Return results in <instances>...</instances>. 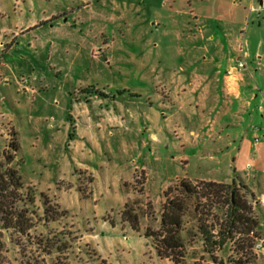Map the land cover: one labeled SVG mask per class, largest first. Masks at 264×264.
<instances>
[{
    "label": "rangeland",
    "instance_id": "374dc122",
    "mask_svg": "<svg viewBox=\"0 0 264 264\" xmlns=\"http://www.w3.org/2000/svg\"><path fill=\"white\" fill-rule=\"evenodd\" d=\"M18 1L0 0V169L15 167L19 171L24 188L18 208L26 213L25 219L20 220L22 229L5 230L0 220V264H174L171 258L160 256L156 244L167 231L163 214L177 200L182 201L183 208L181 236L185 240V257L175 251L181 264H213L212 256L224 264H264V175L249 179L252 188L247 185L244 172V176L232 179L236 176L233 157L224 158L218 152V134L212 138L204 136L213 116L206 117L209 123L199 129L203 144H186L187 133L181 129L170 132L172 138L161 142L163 133L159 126L164 127V118L156 114L150 117L156 130H149L148 123L144 125V142L132 133L118 132L116 128L124 126L123 119L111 116L110 121L107 117L108 128L106 121L100 120L96 130L88 128L87 137L92 138L86 137L77 147L64 146L78 127L74 103L95 90L89 87L74 91L72 80L66 77L75 76L78 71L80 59L76 60L74 53L80 48L81 37L75 33L64 36L69 45L63 44L65 51L57 58L63 65V74L59 75L50 66L49 59L54 55H50L46 44L29 51L25 45L24 49L9 52L11 36L6 29L11 30L27 18L71 12L79 4L75 0ZM123 2L119 8L130 9L132 26L146 25L144 13L132 10L137 0ZM146 12L148 16L155 13L150 7ZM245 16L240 14L236 20L242 22V47L247 55L250 49L252 54L243 73L250 77L248 82L257 86L255 94L260 96L257 105L253 103L242 116L241 128L249 133L258 130L262 162L247 169L248 176L258 177L264 174V8L261 13L249 12ZM97 23L87 21L84 28L75 27L89 33L83 36L88 38L90 44L84 47L90 53ZM116 24L119 25L115 21L114 27ZM174 38L144 35L138 48L132 46L135 41L127 33L115 44V66L110 75L115 80L129 81L132 87L135 76L154 75L157 68L153 65L176 64L181 56L173 50ZM160 40L164 43L155 50L152 45ZM90 53L86 59L92 58ZM134 56L140 57L139 64L144 57V67H137ZM236 59L229 69L238 65ZM74 62L76 68L71 73ZM227 66L228 62L223 61V74L228 72ZM242 89L250 92L245 86ZM26 93L30 98H24ZM114 135H119L118 142ZM212 178L218 184H235L237 192L252 205L259 239L245 254L238 249L248 239L239 234L224 250L205 252L200 227L213 225V234L217 235L226 213L227 189L209 188L206 183L214 182ZM184 183L190 185L194 194L185 191Z\"/></svg>",
    "mask_w": 264,
    "mask_h": 264
},
{
    "label": "crops",
    "instance_id": "0c3cea01",
    "mask_svg": "<svg viewBox=\"0 0 264 264\" xmlns=\"http://www.w3.org/2000/svg\"><path fill=\"white\" fill-rule=\"evenodd\" d=\"M15 1L19 3L18 0ZM123 1L75 0L74 3L79 6L71 12L64 10L54 15L44 14L38 19L27 18L24 23L16 24L11 30L6 29L8 36H11L9 52L24 49L25 45L29 51L31 47L39 48L46 44L50 55L55 56L50 57V66L57 69L59 75L63 74V65L62 60L57 58L65 51L63 44L69 45V40H63L64 36L70 37L75 33L81 37L80 48L74 53V58L80 59L78 71L75 76L68 74L66 77L72 80L74 91H83L89 87L95 90L91 96L85 99L78 97L74 103L78 127L73 138L64 141V146L77 147L84 142L89 137L88 128L96 130L100 120L106 121L105 128H108L107 117L110 121L111 116L123 119L124 126L116 128L118 132L132 133L144 142L141 137L144 125L148 123L149 130H156L150 118L156 114L164 118V127L159 126L163 133L160 135L161 142L172 138L170 132L181 129L182 133H187L184 135L186 144H203L199 129L209 123L206 117L213 116L204 136L212 138L218 134V152L224 158L233 157L236 176L232 179L244 176L241 175L244 172L246 183L252 188L249 179L256 180L264 175L250 177L247 171L262 162L261 139L257 129L249 133L241 127L244 119L242 116L259 100L260 95L255 94L257 86L247 81L251 79L243 73L245 69H239L238 65L229 67L236 57L237 63L252 58L251 49L247 55L244 45L242 47V22L236 20L240 14L247 16L249 12L261 13L264 1L260 0L258 4L257 0H137L138 4L132 10H136L138 14L144 13L143 16L146 17V25L137 28L130 23V9L119 8ZM149 7L155 12L154 15L146 14ZM93 20L99 23L94 28L90 53L84 47L89 43L88 38L83 36L89 33L75 27L84 28L87 21L92 23ZM115 21L119 24L115 25L117 27H114ZM127 33L135 41L132 46L138 48L143 41L140 37L144 38V35L161 34L165 38L175 36L171 44L174 46L173 50L180 53L181 59L170 66L162 62L158 66L153 65V68H157L154 75L135 76L132 87L128 85L129 81L115 80L110 75L115 66L113 49L116 42L123 40ZM163 43L160 40L152 46L157 50ZM143 51L146 53L145 48ZM89 53L92 58L86 59L89 58ZM133 58L137 67L141 64L144 67V57L141 64L139 56ZM223 61L228 62L229 70L226 74L221 70ZM74 66L76 62L70 67L71 73L76 68ZM237 73L239 76H233ZM243 86L250 92H244ZM25 96V99L30 98L27 93ZM259 105L262 107V99ZM251 116L253 118V114ZM61 123L64 125L65 120ZM113 138L116 142L119 141V135H114ZM225 149L231 150L225 152ZM212 179L219 182L216 178Z\"/></svg>",
    "mask_w": 264,
    "mask_h": 264
},
{
    "label": "trees",
    "instance_id": "16d2710c",
    "mask_svg": "<svg viewBox=\"0 0 264 264\" xmlns=\"http://www.w3.org/2000/svg\"><path fill=\"white\" fill-rule=\"evenodd\" d=\"M209 188L216 187L218 189H227L226 201L224 207V221L220 225V231L214 235L215 226L200 227L201 234L204 240L205 252L212 254L215 250H224L232 241L236 234L246 237V247L243 245L238 249L241 253L250 248H253L256 241L259 239L257 233L258 221L252 216L253 208L247 198L240 195L235 189L236 185L218 184L215 182L206 183ZM186 192L193 193L190 185L183 184ZM24 185L19 171L15 167H7L0 169V220L3 223V229H22L20 220L25 219L24 213L20 211L18 203L21 202L20 192ZM246 189L245 186H242ZM182 201H172L168 211L164 212L162 222L165 228L166 235L162 239H157L156 248L160 256L171 258L174 264H181V258L175 255V251H179L182 258L185 257L183 249L185 248V240L181 236L182 229ZM147 236H150L147 233ZM248 248V249H247ZM247 249V250H246ZM212 258L213 264L218 263L216 258ZM241 264V261H238Z\"/></svg>",
    "mask_w": 264,
    "mask_h": 264
},
{
    "label": "built area",
    "instance_id": "2783aa9c",
    "mask_svg": "<svg viewBox=\"0 0 264 264\" xmlns=\"http://www.w3.org/2000/svg\"><path fill=\"white\" fill-rule=\"evenodd\" d=\"M245 56V55H244ZM245 61V60H244ZM239 69H246V62L244 63L243 60L238 63Z\"/></svg>",
    "mask_w": 264,
    "mask_h": 264
}]
</instances>
